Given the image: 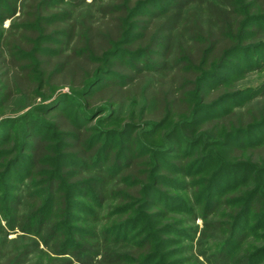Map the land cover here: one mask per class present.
I'll list each match as a JSON object with an SVG mask.
<instances>
[{
  "label": "trees",
  "instance_id": "1",
  "mask_svg": "<svg viewBox=\"0 0 264 264\" xmlns=\"http://www.w3.org/2000/svg\"><path fill=\"white\" fill-rule=\"evenodd\" d=\"M261 46L264 0H0V187L14 190L0 194V264H264L249 220H264V189L214 199L198 173L233 144L226 164L264 172V142L241 143L264 124V88L228 109L238 92L220 82ZM22 120L48 131L18 140ZM153 214L186 239L130 230Z\"/></svg>",
  "mask_w": 264,
  "mask_h": 264
},
{
  "label": "rangeland",
  "instance_id": "2",
  "mask_svg": "<svg viewBox=\"0 0 264 264\" xmlns=\"http://www.w3.org/2000/svg\"><path fill=\"white\" fill-rule=\"evenodd\" d=\"M89 1L90 0H87V2ZM9 23L10 21L6 20L4 23V27H7ZM263 47L264 46L258 47L256 50H254V52H251V51L240 52L237 55L238 58H243L244 61L248 63L247 65L244 64L245 62L238 63V65L239 64L242 65L244 69L243 71L232 73L231 71L222 70L223 72L221 73L220 82H222L223 84L230 83L231 85H233L234 90L238 92L237 94L238 98H233L232 100L227 99L226 101L222 103L221 107H227L228 109L239 108L240 105L245 104L248 100L253 99L251 102L256 103L262 99L259 93L261 89L264 88V48ZM136 60L138 61V59ZM233 60L236 61L235 58H233ZM65 101L66 103L63 102V104L60 105L61 107H64V108L69 107L68 106L69 104L67 103H71V100L69 99ZM73 101L76 106L70 107L67 110L75 112L78 106H80L83 103V100L74 99ZM219 111H220L219 109L214 110L213 113L219 112ZM138 112H139V103L137 101V103L128 104V106H126V108L122 112V118L125 119L128 117V115L129 116L134 115L135 117H138L137 116ZM106 117H107L106 113L103 112L99 114L98 121H95L92 124V125L97 124L98 126L97 129L100 130L99 132L98 131L97 132L100 135H102L103 133L104 134L108 133V131L106 130L108 126L103 124L104 121H101V119H104ZM124 126L126 125H123V127L121 126L120 129H123ZM28 127L30 129L40 130L42 133L48 131V129H45L44 126L40 124L39 122H35L33 120L26 122L25 120H22L20 121L19 127H16V130L14 132L15 137L18 139L21 135L24 134V132L26 131ZM249 131H251L250 134L245 135L243 139L241 138V143H249V144L254 143L255 144L257 140L264 142V124L261 128L255 127L254 130L250 129ZM108 139L113 141L115 146L117 145L120 147V146H123L124 143L127 142L128 134L121 130H119L117 134L116 132L111 131ZM235 146L236 144H233L229 146L228 148H220L218 150L217 148H214L219 153H216L214 157L207 160L206 167L202 171L198 172L201 175L197 174V175H200L199 177L206 178L207 181L211 179L216 180L217 184L212 185V187L214 188L212 192L214 199H217L221 194L227 196L229 193L228 192L229 188L232 185L236 187V190L234 188L233 189L234 191L231 190L230 194L234 195L235 197L239 196V198H242L244 195V192L248 189L250 190L254 186L257 187L258 185L259 187H262L264 189V172H261L260 170L263 165L260 162L258 163L255 161V163L256 164L258 163V164L255 166L254 170H252L253 168H250V167L235 169L234 167L229 166L231 164H226L227 162L232 163L229 161H234V162L240 161L239 158L233 156L234 154L232 153V150ZM59 147H60V142H56V148L59 149ZM211 148L213 149V147ZM197 149L200 150L201 148L198 147ZM262 151L264 152L263 148L256 149L254 153H257L259 155L258 156L254 155L255 156V157L253 156L254 159L257 160L261 156L260 154L262 153ZM166 158H169V157H166ZM169 159L172 160L171 158ZM23 163H26V161H24ZM208 171H209V174L207 173ZM11 183H12L11 181L10 182L6 181L5 184H3L0 187V194H3L4 192L11 194L12 192H14V190L11 189L9 186L11 185ZM204 187L207 189V191L209 190V186L205 185ZM165 189H168L170 193L172 192L173 194H176L181 191L177 188V186H173V187L166 186ZM216 192H220V193H216ZM204 199H206V197ZM255 216H258V217L254 218V216L251 215L249 220L251 222L250 227L254 226L253 227L254 231L252 233L257 235L258 237L261 234L264 235V226L259 225L260 223L264 225V220L262 219L260 223H257L258 218L261 216L259 214ZM240 223L243 227L246 225V222L244 223L240 222ZM197 225L201 227L202 221L201 220L197 221ZM162 226L164 225H162V222L160 221V219L157 218L155 214H153L150 217H148L146 220L133 224L130 227V230H132V232L139 231V232H144V233H148V232L153 233L157 231V234L155 235L156 237H161V238L166 237L167 239H171V240H174V239L177 240V238L178 239L185 238V234L181 235V233L177 232V230L160 229V227ZM15 236H17V233L10 235V237H15ZM260 239L261 238H258L257 240H254V241L257 246L264 247V239L263 240H260ZM169 245L170 246H168V248H166L165 251L169 252L176 248V246L172 245V243H170ZM161 251H164V250L162 249ZM157 261L160 262V259Z\"/></svg>",
  "mask_w": 264,
  "mask_h": 264
}]
</instances>
